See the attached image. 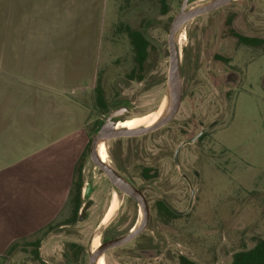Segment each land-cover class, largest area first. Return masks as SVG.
I'll return each mask as SVG.
<instances>
[{"label":"rangeland","instance_id":"1","mask_svg":"<svg viewBox=\"0 0 264 264\" xmlns=\"http://www.w3.org/2000/svg\"><path fill=\"white\" fill-rule=\"evenodd\" d=\"M213 1L189 0L187 10ZM183 2L83 0L79 12L64 16L63 24L86 28L67 48L69 56L80 57L86 87L91 85L82 208L72 223V195L65 214L41 235L50 239L41 243L39 260L32 239L2 264H90L96 237L103 245L141 224L140 206L94 165L90 147L111 114L124 111L115 122L143 117L169 98V34ZM46 20L47 25L57 21ZM2 22L0 14V42ZM131 31L150 43L143 71H136ZM235 33L264 41V0H234L185 24L176 36L183 92L176 118L148 135L106 142L108 165L143 192L150 210L147 230L106 252V264H180L181 257L197 264H231L235 253L264 238V45H241ZM147 170L149 180L143 178ZM114 201L116 209L106 219Z\"/></svg>","mask_w":264,"mask_h":264},{"label":"crops","instance_id":"2","mask_svg":"<svg viewBox=\"0 0 264 264\" xmlns=\"http://www.w3.org/2000/svg\"><path fill=\"white\" fill-rule=\"evenodd\" d=\"M80 1L0 0V264L14 243L35 239L68 210L91 142V85L67 50L86 28L63 24ZM48 16L55 24L43 22Z\"/></svg>","mask_w":264,"mask_h":264},{"label":"water","instance_id":"3","mask_svg":"<svg viewBox=\"0 0 264 264\" xmlns=\"http://www.w3.org/2000/svg\"><path fill=\"white\" fill-rule=\"evenodd\" d=\"M234 0H214L208 5L192 10L188 9L189 0H184L181 12L174 19L170 34H169V52H170V68H169V102H170V112L166 119L149 128H141L137 130H118L115 121L113 119L124 114V111H117L110 115L106 122L100 127L97 134L94 135L90 147V158L94 165L99 168L109 179L112 185L121 193L133 199L143 211V219L139 227L119 239L109 241L103 245L90 256V264H97L98 259L104 256L106 252L112 249H116L125 246L139 236H141L148 228L150 221V210L148 201L143 194V192L137 189L134 185L125 180L115 169L110 165L104 163L98 155V147L102 141H109L119 138H133L145 136L150 133L156 132L168 124H170L178 115L181 104H182V82L179 70V54L176 44V36L178 31L188 22L195 18L203 15L210 14L217 10H220L228 5H230Z\"/></svg>","mask_w":264,"mask_h":264},{"label":"trees","instance_id":"4","mask_svg":"<svg viewBox=\"0 0 264 264\" xmlns=\"http://www.w3.org/2000/svg\"><path fill=\"white\" fill-rule=\"evenodd\" d=\"M129 36L131 39V43L134 46V49L136 50V63L138 65V69L136 71H143L145 61L147 60L149 53L148 49L150 47V43L143 37V35L140 32L137 31H131L129 32ZM234 37L238 39V43L247 47H260L264 45V41L261 39L256 38H249L245 36H241L238 34H234ZM135 71V73H136ZM131 78H133L134 74ZM139 80H143V77H139ZM99 103L102 107L105 108V104L103 102V98L99 97ZM88 151V149H87ZM87 152L85 155H83L82 159L77 165L76 168V174H75V180L72 188V195H74V215L75 219L72 221L75 222L76 218L79 215V212L82 208V193L84 189V182H83V176H82V169L83 164L86 160ZM143 178L145 180H149L151 177L149 175V171H145ZM160 207L162 210H164L169 216L173 218H178V215L171 211L163 202H160ZM52 226L46 227L43 231H41L38 235L34 236L35 242L32 243L33 246L37 248L36 251V258L37 260L40 259L39 249L41 247V243L43 241V237L41 235H45L49 230H51ZM20 247V243H14L10 249L7 252V257H10L14 252L17 251V249ZM180 264H197L193 261H190L186 257L180 258ZM231 264H264V238L258 240L257 244L254 248L250 250H244L240 251L234 254Z\"/></svg>","mask_w":264,"mask_h":264},{"label":"bare ground","instance_id":"5","mask_svg":"<svg viewBox=\"0 0 264 264\" xmlns=\"http://www.w3.org/2000/svg\"><path fill=\"white\" fill-rule=\"evenodd\" d=\"M178 45H180L179 41H178ZM169 112H170V102H169V99L166 98L164 103L162 104V106L157 111H155L154 113L147 115V116H144V117L134 118L130 121L117 122L116 127L118 130H122V129H124V130H137V129H141V128H149V127H152L154 125H157L158 123H160L161 121L166 119ZM105 145H106V141H102L100 143V145L98 147V155L104 163L108 164V160H106V159H108V153H107V149H106ZM115 209H116V202L114 201L106 219L109 218V216L112 214L113 211H115ZM141 213L143 216L142 209H141ZM100 245H101V241L100 240L96 241V243L94 245V251L99 249ZM100 258L98 259L97 264H100V262H99Z\"/></svg>","mask_w":264,"mask_h":264},{"label":"flooded vegetation","instance_id":"6","mask_svg":"<svg viewBox=\"0 0 264 264\" xmlns=\"http://www.w3.org/2000/svg\"><path fill=\"white\" fill-rule=\"evenodd\" d=\"M152 113H154V112H152ZM152 113H151V114H152ZM149 115H150V114H149ZM146 116H147V115H146ZM143 117H144V116H143ZM138 118H139V117H138ZM131 120H132V119H131ZM127 121H130V120H127ZM123 122H125V121H123ZM105 146H106V145H105ZM105 146H104V147H105ZM104 147H103V148H104ZM103 148H102V149H103ZM106 149H107V147H106ZM107 153H108V151H107ZM106 160H108V159H106ZM140 214L142 215L141 211H140ZM105 220H106V219H105ZM139 225H140V223H139L136 227H134V228L132 229V231H135V230L138 228ZM99 240H100L99 237H96V238L94 239V243H93V244L95 245L96 241H99ZM94 245H93V246H94ZM100 247H101V245H100ZM100 247H99V248H100ZM95 251H96V250H95ZM95 251L93 250V252H95ZM101 259H102V260H101ZM100 260H101V261H100ZM100 260H99L100 264H106V260H105L104 256H102V257L100 258Z\"/></svg>","mask_w":264,"mask_h":264}]
</instances>
